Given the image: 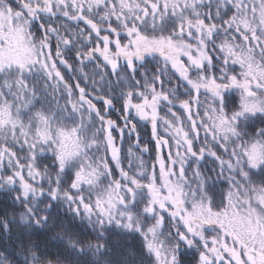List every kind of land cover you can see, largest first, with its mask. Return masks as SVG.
Returning a JSON list of instances; mask_svg holds the SVG:
<instances>
[{
  "label": "snow or ice",
  "instance_id": "obj_1",
  "mask_svg": "<svg viewBox=\"0 0 264 264\" xmlns=\"http://www.w3.org/2000/svg\"><path fill=\"white\" fill-rule=\"evenodd\" d=\"M0 264H264V0H0Z\"/></svg>",
  "mask_w": 264,
  "mask_h": 264
},
{
  "label": "trees",
  "instance_id": "obj_2",
  "mask_svg": "<svg viewBox=\"0 0 264 264\" xmlns=\"http://www.w3.org/2000/svg\"><path fill=\"white\" fill-rule=\"evenodd\" d=\"M117 108H119V105H117ZM117 116H118V113L117 112H112L111 113V118L112 119L116 120L117 119ZM137 131L140 134V138H141V142L142 143L148 141V139L150 137V126H147V125L143 124V122H141V124H138V126H137ZM113 135L118 137V133L115 132V131L113 132ZM117 143H118V145L120 144L119 139L117 140ZM129 146H130V144L128 142V137L126 136L125 137V142H124L123 146L121 147V155H122V157L125 154V152H126V150H127V148ZM151 147H152V145L150 144L149 145V148L151 149ZM144 158H145V160H148L149 159L148 156H145ZM110 163H111V161H110ZM209 163L211 164V161ZM58 243H59L58 241H50V243L48 244V248H49V250H50V252H51V254L53 256L57 252L60 251V249L57 247ZM136 244H138V241L129 240V245L135 247Z\"/></svg>",
  "mask_w": 264,
  "mask_h": 264
},
{
  "label": "rangeland",
  "instance_id": "obj_3",
  "mask_svg": "<svg viewBox=\"0 0 264 264\" xmlns=\"http://www.w3.org/2000/svg\"><path fill=\"white\" fill-rule=\"evenodd\" d=\"M119 146V145H118Z\"/></svg>",
  "mask_w": 264,
  "mask_h": 264
}]
</instances>
